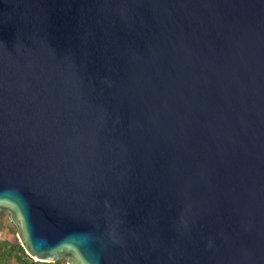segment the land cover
<instances>
[{
  "label": "water",
  "instance_id": "water-1",
  "mask_svg": "<svg viewBox=\"0 0 264 264\" xmlns=\"http://www.w3.org/2000/svg\"><path fill=\"white\" fill-rule=\"evenodd\" d=\"M68 264H264V0H0V214Z\"/></svg>",
  "mask_w": 264,
  "mask_h": 264
},
{
  "label": "trees",
  "instance_id": "trees-1",
  "mask_svg": "<svg viewBox=\"0 0 264 264\" xmlns=\"http://www.w3.org/2000/svg\"><path fill=\"white\" fill-rule=\"evenodd\" d=\"M63 261L65 260L57 263L37 262L26 254L21 243H14L10 239L0 240V264H60Z\"/></svg>",
  "mask_w": 264,
  "mask_h": 264
},
{
  "label": "rangeland",
  "instance_id": "rangeland-1",
  "mask_svg": "<svg viewBox=\"0 0 264 264\" xmlns=\"http://www.w3.org/2000/svg\"><path fill=\"white\" fill-rule=\"evenodd\" d=\"M0 224L2 225V228L0 229V240L10 239L14 243H20L16 228L11 223L9 215L7 213L0 214ZM60 264H68V263L65 260Z\"/></svg>",
  "mask_w": 264,
  "mask_h": 264
}]
</instances>
